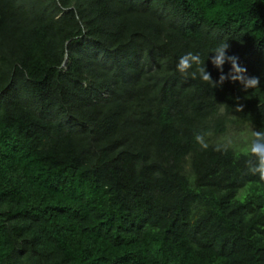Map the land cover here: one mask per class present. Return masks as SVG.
Segmentation results:
<instances>
[{
    "label": "trees",
    "instance_id": "obj_1",
    "mask_svg": "<svg viewBox=\"0 0 264 264\" xmlns=\"http://www.w3.org/2000/svg\"><path fill=\"white\" fill-rule=\"evenodd\" d=\"M223 42L257 89L176 70ZM230 127L264 129V0H0V264H264Z\"/></svg>",
    "mask_w": 264,
    "mask_h": 264
},
{
    "label": "clouds",
    "instance_id": "obj_2",
    "mask_svg": "<svg viewBox=\"0 0 264 264\" xmlns=\"http://www.w3.org/2000/svg\"><path fill=\"white\" fill-rule=\"evenodd\" d=\"M228 48V43L223 42L214 49L215 55L212 59V64L221 72L218 81H213L211 75L206 71L199 54L192 52H188L180 57L176 70L181 74L191 75L193 79L199 76L202 82L211 85L213 88L222 86L226 80H231L232 82H239L245 91L257 89L260 85L259 78L246 75L247 69L239 64L238 57L226 55ZM225 62L231 65V71L227 75L223 74ZM193 66H196L195 70L189 72L190 69H193ZM235 110L242 112L243 105L238 106ZM205 135L207 134H196L194 137L195 141L203 149H207L208 147V143L204 138ZM241 154L247 157L246 166L248 172L251 175L257 176L259 181L264 182V129L251 131L250 139L242 147Z\"/></svg>",
    "mask_w": 264,
    "mask_h": 264
},
{
    "label": "rangeland",
    "instance_id": "obj_3",
    "mask_svg": "<svg viewBox=\"0 0 264 264\" xmlns=\"http://www.w3.org/2000/svg\"><path fill=\"white\" fill-rule=\"evenodd\" d=\"M251 130L249 128L242 127L238 131L235 128L230 127L226 133L218 138L220 141H223L226 144H237L238 142H246L250 139Z\"/></svg>",
    "mask_w": 264,
    "mask_h": 264
}]
</instances>
